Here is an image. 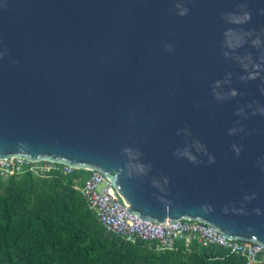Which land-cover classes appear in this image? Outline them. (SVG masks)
Masks as SVG:
<instances>
[{
	"label": "water",
	"instance_id": "1",
	"mask_svg": "<svg viewBox=\"0 0 264 264\" xmlns=\"http://www.w3.org/2000/svg\"><path fill=\"white\" fill-rule=\"evenodd\" d=\"M98 170L145 220L264 246V0H0V157Z\"/></svg>",
	"mask_w": 264,
	"mask_h": 264
},
{
	"label": "trees",
	"instance_id": "2",
	"mask_svg": "<svg viewBox=\"0 0 264 264\" xmlns=\"http://www.w3.org/2000/svg\"><path fill=\"white\" fill-rule=\"evenodd\" d=\"M60 164V163H59ZM90 170L0 177V264H247L216 246L156 250L106 231L80 189ZM264 264V263H263Z\"/></svg>",
	"mask_w": 264,
	"mask_h": 264
},
{
	"label": "built area",
	"instance_id": "3",
	"mask_svg": "<svg viewBox=\"0 0 264 264\" xmlns=\"http://www.w3.org/2000/svg\"><path fill=\"white\" fill-rule=\"evenodd\" d=\"M61 166L64 173H72L75 167L47 160H33L24 156L0 157V177L7 178L24 171L43 176ZM80 185H76L88 205L95 211L106 231L114 232L129 241H145L147 247L156 250L175 248L177 241L187 249L191 244L200 246L216 245L246 258L247 264L264 263V246L258 242L227 238L218 229L206 222L195 219H167V224L145 220L130 211L119 199L107 176L93 169Z\"/></svg>",
	"mask_w": 264,
	"mask_h": 264
}]
</instances>
